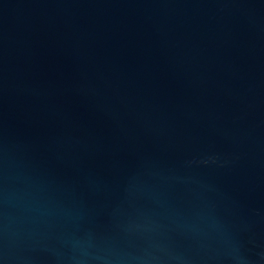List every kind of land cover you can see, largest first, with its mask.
I'll return each mask as SVG.
<instances>
[{"label":"water","instance_id":"obj_1","mask_svg":"<svg viewBox=\"0 0 264 264\" xmlns=\"http://www.w3.org/2000/svg\"><path fill=\"white\" fill-rule=\"evenodd\" d=\"M0 264H264V0H0Z\"/></svg>","mask_w":264,"mask_h":264}]
</instances>
